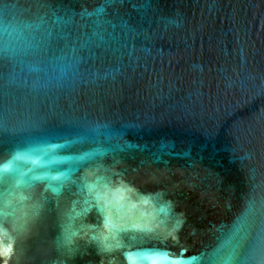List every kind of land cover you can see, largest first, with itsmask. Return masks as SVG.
I'll return each mask as SVG.
<instances>
[{
    "label": "water",
    "instance_id": "water-1",
    "mask_svg": "<svg viewBox=\"0 0 264 264\" xmlns=\"http://www.w3.org/2000/svg\"><path fill=\"white\" fill-rule=\"evenodd\" d=\"M0 251L264 264V0H0Z\"/></svg>",
    "mask_w": 264,
    "mask_h": 264
},
{
    "label": "snow or ice",
    "instance_id": "snow-or-ice-1",
    "mask_svg": "<svg viewBox=\"0 0 264 264\" xmlns=\"http://www.w3.org/2000/svg\"><path fill=\"white\" fill-rule=\"evenodd\" d=\"M9 251H10V249H9ZM0 254H3L2 251H0Z\"/></svg>",
    "mask_w": 264,
    "mask_h": 264
}]
</instances>
